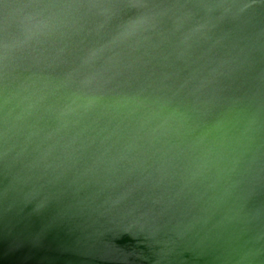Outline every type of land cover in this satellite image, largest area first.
Instances as JSON below:
<instances>
[{"label":"water","instance_id":"1","mask_svg":"<svg viewBox=\"0 0 264 264\" xmlns=\"http://www.w3.org/2000/svg\"><path fill=\"white\" fill-rule=\"evenodd\" d=\"M0 264H264V0H0Z\"/></svg>","mask_w":264,"mask_h":264}]
</instances>
